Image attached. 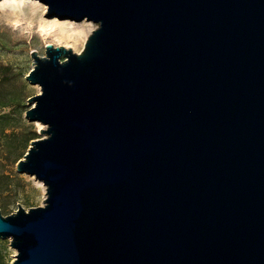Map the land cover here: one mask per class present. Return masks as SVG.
<instances>
[{
	"label": "water",
	"instance_id": "95a60500",
	"mask_svg": "<svg viewBox=\"0 0 264 264\" xmlns=\"http://www.w3.org/2000/svg\"><path fill=\"white\" fill-rule=\"evenodd\" d=\"M40 1L98 27L30 52L10 264H264V0Z\"/></svg>",
	"mask_w": 264,
	"mask_h": 264
},
{
	"label": "rangeland",
	"instance_id": "374dc122",
	"mask_svg": "<svg viewBox=\"0 0 264 264\" xmlns=\"http://www.w3.org/2000/svg\"><path fill=\"white\" fill-rule=\"evenodd\" d=\"M0 0V210L9 215L17 208V203L25 209L43 204L45 186L42 181L16 168L17 161L23 157L30 141L43 137L40 129L45 125L25 117L29 107L27 98L40 92L38 84H31L25 75L33 67L30 56L32 50L44 55V46L51 43L64 45L74 52H80L84 43L98 23L82 19L58 18L46 15L47 5L40 0H24L22 8L1 5ZM27 3H32L27 4ZM72 34L63 37L60 29L63 24ZM89 26L86 30L85 26ZM44 28V29H43ZM85 31L79 33L78 31ZM85 29V30H84ZM67 32V33H68ZM60 36V38H58ZM5 117H1L4 116ZM30 137H33L29 140ZM6 264L14 258L15 249L10 247L9 239H1Z\"/></svg>",
	"mask_w": 264,
	"mask_h": 264
},
{
	"label": "bare ground",
	"instance_id": "6f19581e",
	"mask_svg": "<svg viewBox=\"0 0 264 264\" xmlns=\"http://www.w3.org/2000/svg\"><path fill=\"white\" fill-rule=\"evenodd\" d=\"M26 2L24 1V0H3L2 1V3H1V5H3V6H5V5H7V6H9V7H11V8H15V7H17V8H22V6L25 4ZM27 4H31V6H32V3H27ZM86 27V30L89 28V26L87 25V26H85ZM66 28L67 29H74V26L73 25H70L69 23L68 24H63L62 26H61V28H59L60 29V34H61V36H63V37H65V36H67V37H69L71 34H72V32H68L67 30H66ZM44 29V28H43ZM85 30V29H84ZM68 32V33H67ZM85 31H83V29L81 30V31H78V34L79 33H84ZM58 38H60V36H58Z\"/></svg>",
	"mask_w": 264,
	"mask_h": 264
},
{
	"label": "trees",
	"instance_id": "16d2710c",
	"mask_svg": "<svg viewBox=\"0 0 264 264\" xmlns=\"http://www.w3.org/2000/svg\"><path fill=\"white\" fill-rule=\"evenodd\" d=\"M4 105H6V103L3 102V101H0V106H4ZM1 117H5V115L1 116ZM32 138L33 137H30L29 140L32 139ZM3 249H4V245L0 241V264H6L5 261H4Z\"/></svg>",
	"mask_w": 264,
	"mask_h": 264
}]
</instances>
